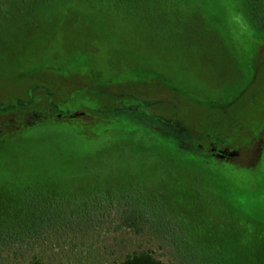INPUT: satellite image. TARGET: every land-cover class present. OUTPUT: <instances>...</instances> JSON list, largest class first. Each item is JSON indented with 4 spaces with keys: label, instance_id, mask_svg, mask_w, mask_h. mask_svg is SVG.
I'll list each match as a JSON object with an SVG mask.
<instances>
[{
    "label": "rangeland",
    "instance_id": "obj_1",
    "mask_svg": "<svg viewBox=\"0 0 264 264\" xmlns=\"http://www.w3.org/2000/svg\"><path fill=\"white\" fill-rule=\"evenodd\" d=\"M85 1L0 0V264H264V0Z\"/></svg>",
    "mask_w": 264,
    "mask_h": 264
},
{
    "label": "trees",
    "instance_id": "obj_2",
    "mask_svg": "<svg viewBox=\"0 0 264 264\" xmlns=\"http://www.w3.org/2000/svg\"><path fill=\"white\" fill-rule=\"evenodd\" d=\"M84 2L85 0H51V12H58L60 9L65 7V5L71 2ZM182 1V0H181ZM188 0H183V4H185ZM170 2H174L175 0H86L85 3L94 4L97 7H106L109 11L116 12H164L169 6ZM253 8L258 10V0H253ZM9 111L0 110V118L7 115ZM15 117H11V119L7 121H1L0 123V139L4 138L2 135L4 131H6V135L10 132L17 133L21 131L22 128L18 123H16ZM5 135V136H6ZM220 158V156H217ZM225 161H221L219 163H223ZM217 163V162H216ZM28 215H25V217ZM21 222L27 221V223H34V220H30L29 218H24ZM26 223V222H25ZM127 227L130 224L127 222H122ZM129 225V226H128ZM131 227V226H130ZM26 264H42L38 259H31ZM120 264H165L159 259L155 258L150 252H141L139 254H135L124 259Z\"/></svg>",
    "mask_w": 264,
    "mask_h": 264
}]
</instances>
